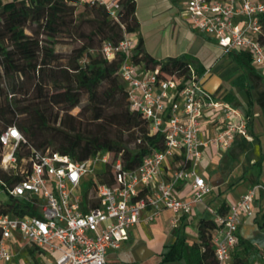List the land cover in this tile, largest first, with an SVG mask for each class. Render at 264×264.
<instances>
[{
  "label": "built area",
  "instance_id": "obj_1",
  "mask_svg": "<svg viewBox=\"0 0 264 264\" xmlns=\"http://www.w3.org/2000/svg\"><path fill=\"white\" fill-rule=\"evenodd\" d=\"M80 1L104 5L114 19L121 9L119 0ZM186 12L191 25L213 37L224 52L247 51L264 76V44L259 40L264 0H186ZM137 44V35L125 34L117 43L104 42L99 51L108 59H121L118 73L130 106L141 112L152 133L163 135L164 147L144 156L136 168H126L121 155L111 150L75 160L31 144L14 125L4 129L0 167L8 177H0V264H28L17 249L19 241L25 243L23 251L48 254L52 264H114L108 260L109 251L129 239V229L141 221L143 210L151 207L148 218L154 220L168 208L176 225L180 216L191 214L200 203L216 223V264H232L240 224L255 214L264 184L252 185L222 213L205 203L212 186L196 168L202 149L210 143L228 149L236 135L250 139L248 118L204 88L202 78L209 69L200 70L191 62L170 75L158 67L146 69L133 59ZM205 107L221 114L222 127L202 139ZM175 156L187 165L165 178L162 167ZM100 162L106 165L102 171ZM109 168L112 183L100 181L99 173ZM184 180L192 186L189 198L175 194ZM31 264L48 263L33 260Z\"/></svg>",
  "mask_w": 264,
  "mask_h": 264
},
{
  "label": "trees",
  "instance_id": "obj_2",
  "mask_svg": "<svg viewBox=\"0 0 264 264\" xmlns=\"http://www.w3.org/2000/svg\"><path fill=\"white\" fill-rule=\"evenodd\" d=\"M1 1L0 133L14 125L31 144L75 160L111 150L121 155L126 168H136L144 156L164 147L163 135L152 133L141 112L130 106L126 85L118 73L121 59H108L99 51L104 42L117 43L125 34L137 35L133 59L146 69L158 67L170 75L189 63L180 58L157 60L145 50L139 35L136 0H119L117 19L104 5L78 0L90 16L86 20L88 32L81 29L82 22H76L73 2L77 0ZM260 20L263 29L259 40L264 44V13ZM28 27H33L31 33ZM63 33L78 34L83 44L69 54L58 51L57 37ZM235 56L244 68H253L246 55ZM82 59L87 61L82 63ZM246 81L241 74L235 82L246 87ZM54 89L60 91L52 93ZM83 99L87 104L78 114L68 112ZM57 105L66 107L67 112L60 115L55 111ZM262 161L263 157L256 162L260 170ZM0 177H8L1 167ZM99 180L112 183L110 168L99 173ZM227 210L224 205L219 209L222 213ZM174 232L180 264H216V223L212 216L200 218L198 240L191 244L186 243L179 228ZM239 244L244 246V255L234 253L232 264H251L252 244L244 238ZM162 255L157 264L166 262V253Z\"/></svg>",
  "mask_w": 264,
  "mask_h": 264
},
{
  "label": "crops",
  "instance_id": "obj_3",
  "mask_svg": "<svg viewBox=\"0 0 264 264\" xmlns=\"http://www.w3.org/2000/svg\"><path fill=\"white\" fill-rule=\"evenodd\" d=\"M136 16L139 35L147 52L157 60L180 58L200 70L209 69L202 78L204 88L216 98L230 102L248 118L250 139L236 135L228 149L210 143L202 149L203 155L196 168L212 186V192L205 203L218 210L224 205V210H227L252 185L264 184V76L261 69L255 65L247 51L226 53L213 37L198 32L188 19L186 0H136ZM236 53L246 55L253 68H244L235 56ZM227 54L230 58L222 64L220 58ZM241 74L247 80L246 87L235 82ZM221 127V114H213L210 108L205 107L201 138L213 136ZM262 157L260 170L256 162ZM182 165H187L182 157H169L162 167L163 176L169 178L171 172ZM192 192L189 180L181 181L175 188V194L181 198H189ZM254 206L255 214L243 219L238 232L239 243L240 238H244L252 244V250L257 254L252 257L251 264L264 262L259 257L264 255L263 192L258 194ZM151 213V207L143 210L141 221L129 229V239L119 249L109 251V262L157 264L162 254L166 253L164 264H170V261L171 264H180L176 259L178 252L174 245L177 239L175 228H179L186 243L191 244L198 240L200 218L212 216L204 203L197 204L191 214L180 216L176 225L171 223L173 212L168 208H163L154 220L148 218ZM239 243L233 254L241 248ZM31 257L32 261L53 263L48 254L37 256L35 251Z\"/></svg>",
  "mask_w": 264,
  "mask_h": 264
},
{
  "label": "rangeland",
  "instance_id": "obj_4",
  "mask_svg": "<svg viewBox=\"0 0 264 264\" xmlns=\"http://www.w3.org/2000/svg\"><path fill=\"white\" fill-rule=\"evenodd\" d=\"M76 6V10H75V15H76V22L79 24L82 22V27L81 29L83 30H86V32L89 31L90 29V25L89 23H87V19L90 18V16L86 13V10H85V6L80 2V1H74L73 2ZM0 6H2V1L0 0ZM33 30V27H28L27 28V32L28 33H31ZM57 40L58 42L56 43V49L58 51H61L63 52L64 54H69L71 53V51L74 50V48H77L79 46H81L83 44V39H80V37H78V34L76 36L74 35H70L68 33H63V34H60L58 37H57ZM230 56L227 54L226 57H223V58H220L221 60V63L225 64L227 59H229ZM226 60V61H225ZM264 85V84H263ZM60 91V89H54L52 91V93H56ZM87 104V101L85 99H83L82 101H80L77 105H75L73 108H71L68 112L70 113H73V114H78L79 111L81 110V108ZM55 111L59 112L60 115L64 114L65 112H67V109L66 107H64L63 105H57L55 107ZM1 124V123H0ZM0 129H1V125H0ZM131 146L133 145V143L130 144ZM105 164L104 163H99L98 165V170L99 171H102L104 168H105ZM197 237H198V234H197ZM196 237V238H197ZM19 246H17V249H20L22 252H23V255H24V262H29V263H32V257H31V254L26 252V251H23L21 246H24L25 243L22 242V241H19ZM240 249L237 250V254H240V255H244V251H243V247L242 245H240ZM36 255L39 256L41 255L39 252H36ZM254 255H257L255 252H251V254L249 255L250 258H252ZM176 256H178L176 259H178L180 262L182 261V258H181V255L180 253H178ZM261 258L264 259V255L261 254V256H259ZM170 264H171V261H170Z\"/></svg>",
  "mask_w": 264,
  "mask_h": 264
},
{
  "label": "clouds",
  "instance_id": "obj_5",
  "mask_svg": "<svg viewBox=\"0 0 264 264\" xmlns=\"http://www.w3.org/2000/svg\"><path fill=\"white\" fill-rule=\"evenodd\" d=\"M10 132L15 135V136H18L19 134L15 131V129H10Z\"/></svg>",
  "mask_w": 264,
  "mask_h": 264
}]
</instances>
